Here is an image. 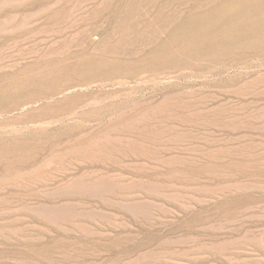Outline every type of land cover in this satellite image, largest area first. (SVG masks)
<instances>
[{
	"label": "rangeland",
	"instance_id": "374dc122",
	"mask_svg": "<svg viewBox=\"0 0 264 264\" xmlns=\"http://www.w3.org/2000/svg\"><path fill=\"white\" fill-rule=\"evenodd\" d=\"M0 264H264V0H0Z\"/></svg>",
	"mask_w": 264,
	"mask_h": 264
},
{
	"label": "bare ground",
	"instance_id": "6f19581e",
	"mask_svg": "<svg viewBox=\"0 0 264 264\" xmlns=\"http://www.w3.org/2000/svg\"><path fill=\"white\" fill-rule=\"evenodd\" d=\"M227 12H228V11H227ZM230 26H231V25H230ZM248 26H249V25H248ZM231 27H232V26H231ZM247 30H249V29H247ZM247 30H246V31H247ZM246 31H245V32H246ZM227 32H228V31H227ZM233 32H234V31H233ZM242 32H244V31H242ZM254 32H255V31H254ZM246 33H247V32H246ZM250 33H251V32H250ZM223 34H224V32H223ZM213 35H215V34H213ZM218 35H219V34H218ZM221 35H222V34H221ZM227 35H228V34H227ZM227 35H225V36H227ZM230 35H231V34H230ZM232 35H235V34L232 33ZM237 35L239 36V33H238ZM237 35H236V36H237ZM228 36H229V35H228ZM207 37H208V36H207ZM210 37H211V36H210ZM234 37H235V36H234ZM211 38H212V37H211ZM221 38H222V37H221ZM221 38H220V39H221ZM229 38H231V37L229 36ZM214 39H215V38H214ZM209 40H210V39H209ZM214 41H215V40H213V42H214Z\"/></svg>",
	"mask_w": 264,
	"mask_h": 264
}]
</instances>
